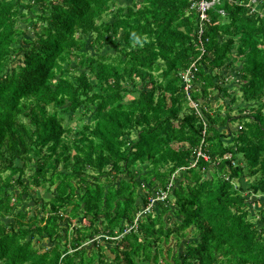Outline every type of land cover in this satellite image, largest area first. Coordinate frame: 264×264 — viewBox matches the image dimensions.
Masks as SVG:
<instances>
[{
	"label": "trees",
	"instance_id": "16d2710c",
	"mask_svg": "<svg viewBox=\"0 0 264 264\" xmlns=\"http://www.w3.org/2000/svg\"><path fill=\"white\" fill-rule=\"evenodd\" d=\"M116 1L0 0V264H264V0Z\"/></svg>",
	"mask_w": 264,
	"mask_h": 264
},
{
	"label": "built area",
	"instance_id": "2783aa9c",
	"mask_svg": "<svg viewBox=\"0 0 264 264\" xmlns=\"http://www.w3.org/2000/svg\"><path fill=\"white\" fill-rule=\"evenodd\" d=\"M221 0H196L193 3L190 4V8L194 9L198 12L199 18L201 21L205 18L207 12L212 8L213 5L219 3ZM255 1V0H253ZM222 13V10H219ZM199 29V36L201 35L200 33L202 32V27ZM198 41H203L201 39V36L198 37ZM194 71H196V66L195 62H193L188 68H186L185 71L182 72V84H183V89L185 94L187 95V98L191 101L190 98V90L192 87V80L194 78ZM192 106L198 110L197 104L192 102Z\"/></svg>",
	"mask_w": 264,
	"mask_h": 264
},
{
	"label": "rangeland",
	"instance_id": "374dc122",
	"mask_svg": "<svg viewBox=\"0 0 264 264\" xmlns=\"http://www.w3.org/2000/svg\"><path fill=\"white\" fill-rule=\"evenodd\" d=\"M129 2H130V0H117L115 2V4H118V5L125 4V3L128 4ZM104 45H105L104 46V52L109 51L110 49H113L114 48V45L113 44H104ZM74 63L75 62L73 61V64ZM62 115L64 117H66V118H69L70 113H68V112H62ZM80 123L81 122L72 121V122H70V126L73 127V130L78 131L79 128L81 127L80 126ZM232 126H233V128H237L238 127L237 123H233ZM242 182H243V185L245 186L246 185V180L244 179ZM36 194H38V196H40L42 198V200H48L50 198V196H51V193H49V192H43L42 193L41 191H38V192H36ZM251 198H253V199H251V201L254 200L253 201V204L251 205V208H253L255 211L261 210L263 205H261V203H258L257 201H255V198L254 197H251ZM39 203H41V201H39ZM28 204L33 205L34 204L33 203V200H30ZM8 220L9 219H6V221H8ZM39 242H40V244L42 246H48V239H42ZM91 243L92 242H90L89 244L86 243L85 246L88 249H91L92 248Z\"/></svg>",
	"mask_w": 264,
	"mask_h": 264
},
{
	"label": "bare ground",
	"instance_id": "6f19581e",
	"mask_svg": "<svg viewBox=\"0 0 264 264\" xmlns=\"http://www.w3.org/2000/svg\"><path fill=\"white\" fill-rule=\"evenodd\" d=\"M210 11V10H209ZM197 14H198V12H197ZM198 16H199V14H198Z\"/></svg>",
	"mask_w": 264,
	"mask_h": 264
},
{
	"label": "crops",
	"instance_id": "0c3cea01",
	"mask_svg": "<svg viewBox=\"0 0 264 264\" xmlns=\"http://www.w3.org/2000/svg\"><path fill=\"white\" fill-rule=\"evenodd\" d=\"M191 104H192V102H191Z\"/></svg>",
	"mask_w": 264,
	"mask_h": 264
}]
</instances>
